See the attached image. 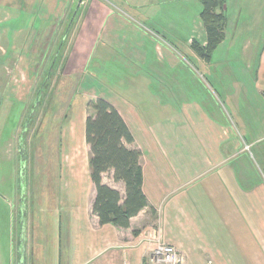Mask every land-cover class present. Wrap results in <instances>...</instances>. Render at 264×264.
<instances>
[{"label": "crops", "instance_id": "crops-1", "mask_svg": "<svg viewBox=\"0 0 264 264\" xmlns=\"http://www.w3.org/2000/svg\"><path fill=\"white\" fill-rule=\"evenodd\" d=\"M174 1L28 0L29 32H8L21 45L63 41L61 74L78 70L90 80L83 105L104 99L130 131L147 201L127 229L100 225L87 177L81 197L34 204L46 216L26 217L24 261L10 264H149L161 242L178 250L180 264H264V0L253 12L260 37L228 40L224 32L208 60L191 49L206 44L201 0L187 1L193 12ZM228 1L226 27V6L239 4ZM196 73L213 84L206 89ZM68 170L80 177L81 169ZM102 183L124 196L111 171Z\"/></svg>", "mask_w": 264, "mask_h": 264}, {"label": "rangeland", "instance_id": "rangeland-1", "mask_svg": "<svg viewBox=\"0 0 264 264\" xmlns=\"http://www.w3.org/2000/svg\"><path fill=\"white\" fill-rule=\"evenodd\" d=\"M11 1H0V14L4 8H12L8 11L12 12L11 17L0 21V264H10L13 258L16 262L19 257L24 261L26 217L46 216L41 210L45 207L34 205L36 202L81 197L89 178V149L83 140L87 114L82 97L90 80L87 85L77 75L78 70L62 75V57L55 61L60 45H44V36L29 39L23 45L19 44L23 42L20 37L13 36L10 41L8 32H29L31 26L28 0H17L16 6ZM187 1H174L172 8H190L193 12L192 2ZM230 1L239 4L236 8L232 4L226 6L229 20L225 37L259 38L261 29L253 24L256 0ZM18 7L22 11L15 13ZM172 36L173 39L177 35ZM180 63L186 68L183 73L189 72L190 61L180 59ZM200 74L196 73V77L207 89L213 83ZM45 81L48 86H44ZM66 169H81L80 177L72 176ZM83 169L87 170L85 174Z\"/></svg>", "mask_w": 264, "mask_h": 264}, {"label": "trees", "instance_id": "trees-1", "mask_svg": "<svg viewBox=\"0 0 264 264\" xmlns=\"http://www.w3.org/2000/svg\"><path fill=\"white\" fill-rule=\"evenodd\" d=\"M201 7L199 18L206 44L201 46L192 41L191 49L203 60H208L224 38L225 0H201ZM44 86H48L47 81ZM85 110L87 115L83 135L89 149V178L95 191L92 214L100 225L110 224L118 229H127L130 220L147 207L141 189V152L127 147L133 144V137L121 116L108 102L102 98L89 100ZM110 171L113 181L124 185L123 197L117 190L102 183V175Z\"/></svg>", "mask_w": 264, "mask_h": 264}, {"label": "built area", "instance_id": "built-area-1", "mask_svg": "<svg viewBox=\"0 0 264 264\" xmlns=\"http://www.w3.org/2000/svg\"><path fill=\"white\" fill-rule=\"evenodd\" d=\"M182 261L178 250L167 243H157L149 257V264H180Z\"/></svg>", "mask_w": 264, "mask_h": 264}, {"label": "water", "instance_id": "water-1", "mask_svg": "<svg viewBox=\"0 0 264 264\" xmlns=\"http://www.w3.org/2000/svg\"><path fill=\"white\" fill-rule=\"evenodd\" d=\"M82 0H79V3L81 2ZM74 16H75V13L73 14V16L71 17V19H70V22H69V25L71 24V22L73 21V19H74ZM62 43H63V41H62ZM62 43L60 44V46H59V49L57 50V54H58V52L60 51V49H61V46H62ZM57 59V58H56ZM56 59H55V61H56ZM21 236L23 237V235L21 234ZM19 260H21V263H23V259L22 258H20L19 257Z\"/></svg>", "mask_w": 264, "mask_h": 264}]
</instances>
